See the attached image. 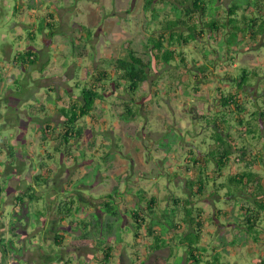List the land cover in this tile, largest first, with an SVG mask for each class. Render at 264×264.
I'll use <instances>...</instances> for the list:
<instances>
[{"label":"rangeland","instance_id":"374dc122","mask_svg":"<svg viewBox=\"0 0 264 264\" xmlns=\"http://www.w3.org/2000/svg\"><path fill=\"white\" fill-rule=\"evenodd\" d=\"M143 2L0 0V187L3 188L0 191V239L2 236L6 239L15 236L16 244L24 245L17 255L12 252L7 255L0 244V264H54V261L60 264L68 258H72L74 264H92L96 260L100 251L95 242L56 247L52 240L55 232L64 231L69 243L75 238L74 235L81 232L74 230L68 220L61 222L57 208L60 192L72 194V185H75L72 182L83 177L82 189H75L80 197L81 210L78 214L86 215L89 219H92L91 212L101 202L102 196L116 187L118 193L124 196L122 206L126 205L127 208L137 199L134 193L138 188H145L146 196L156 194L158 199L167 194L186 197L184 177L177 166L185 163L188 149L193 145L192 140L199 138L197 133L201 114L206 111L209 102L212 105L216 100L204 98L202 100L205 102L202 103L196 97L198 91H195L196 96L181 94V90L187 88L186 67L162 66L153 59L150 61L149 78L135 97L136 104L140 106L135 119L125 120L121 116L125 109L124 102L130 99L127 92L112 89L106 95L105 102L100 104L98 101L93 119L83 120L82 124L89 129V133L73 145L71 155L54 149L51 136H56V132L48 133L47 141H41L44 134L41 128L46 123L55 128L62 124L63 117L55 105H63V102H57L56 98L58 94H64V90L71 94L75 90L73 84L76 80L86 79L89 76L87 72L111 66V59L123 55L129 47L149 60L146 43L155 21L144 11ZM229 2L224 0L225 4ZM156 4L164 8L161 16L165 10H170L168 5H162L158 0ZM49 13H53L60 25L54 36L47 37L29 22ZM32 32L35 33V40L30 42L28 36L33 35ZM27 46L40 52L38 69H33L32 74L13 68L11 64L14 53ZM189 49L194 47L191 45ZM45 62L47 66L41 72L40 67ZM236 64L258 67L264 73V41L252 45L251 49L245 47ZM227 65V69H231L229 62ZM232 68L235 75L243 71L242 67ZM215 71L222 72L221 66L218 65ZM221 72L218 73L220 76ZM215 75L212 82L216 79ZM254 80L251 78L252 82ZM212 86L213 83L203 85L199 93L209 96ZM188 90L194 93L191 87ZM263 91L261 86L256 87L255 92ZM213 92L214 89L211 96H215ZM82 151L85 156H81ZM72 154H77V158ZM49 155L52 158H48ZM42 162L45 164L40 168ZM46 168L50 170V179L38 188V201L29 202L26 198L23 204L18 196L27 193L29 187L36 184V175L46 171ZM44 173L47 175V172ZM215 199L219 197L206 196L204 205L213 203ZM231 204L232 201L226 202V209L230 210ZM236 207L234 211L231 209L232 214L228 212L226 217L219 220L221 223L215 228L209 227L205 241L210 242L211 248L204 259L213 258L212 251L218 243L220 250L214 264H259L264 250V246L259 247L261 244L254 243L253 249L243 248L242 251L240 246L234 247L236 243L228 244L232 237L239 239L237 245L242 242L246 246V241L250 240L231 223ZM36 208H46L47 214L35 217ZM121 218V222L116 223L121 226L120 229L129 223L127 217ZM121 231L127 243L112 239L114 257L110 264H132L134 249L130 244L133 237L123 228ZM111 234L116 235L115 232ZM144 242L140 241L135 246L143 264L168 262L171 255L167 247L148 253ZM178 250L168 264L183 262V249Z\"/></svg>","mask_w":264,"mask_h":264},{"label":"trees","instance_id":"16d2710c","mask_svg":"<svg viewBox=\"0 0 264 264\" xmlns=\"http://www.w3.org/2000/svg\"><path fill=\"white\" fill-rule=\"evenodd\" d=\"M143 1L144 11L155 21L146 43L149 60L129 47L123 55L111 59V66L87 72L89 76L86 79L76 80L73 84L75 90L71 94L64 90V94H58L56 98L57 102H63V105H55L63 117L62 124L55 128L46 123L41 128L44 133L41 141H47V135L56 132V136H51L54 149L71 155L73 145L89 133V129L82 124L83 120L93 119L98 101L100 104L105 102L106 95L112 89L127 92L130 99L124 102L125 109L121 116L125 120L135 119L140 110L135 97L149 78L150 61L153 59L162 66L186 67L187 88L181 90V94L196 96L195 91H198L196 97L202 103L205 102L202 100L204 98L216 99L212 105L209 102L206 111L201 114L197 133L199 138L192 140L193 145L188 149L185 163L177 166L184 177L186 197L167 194L158 199L156 194L146 196L145 188H138L134 193L137 199L127 208L126 205L122 206L124 196L118 193L116 187L102 196L101 202L91 212L92 219H89L86 215L78 214L81 210L80 197L75 189H82L83 177L72 182H75L72 185L74 193L73 190L72 194L60 192L57 208L59 220H68L74 230L81 232L74 235L75 238L69 243L64 231L55 232L52 240L56 247L95 242L100 255L92 264H110L114 257L112 239L127 243L121 231L123 228L133 237L130 244L134 249L131 253L132 264L144 263L135 249L136 244L143 240L148 253L167 247L174 254L179 251L178 248H182L188 264H214L218 260V252L212 251L215 261L211 257L207 258L209 261L206 263L207 259H204L211 248L207 242H203L204 229L215 225L222 215H228V212L232 214L230 211H234L236 206V214L231 221L233 227L242 230L254 243H264V91L255 92L258 85L264 88V73L258 67L236 64L245 47L251 49L252 45L264 41V0H230L228 4L224 0H158L170 7L163 16L160 12L164 8L157 6V0ZM29 25L50 37L54 36L60 22L53 13H49L30 20ZM28 39L33 42L35 33L29 35ZM191 45L194 49L190 50ZM39 53L31 46L16 51L11 60L12 67L32 74L33 69H38ZM228 62L231 69H227ZM218 65L222 72L215 71ZM46 66V62L41 65V72ZM232 66L242 67L243 71L235 75ZM214 75L216 79L212 82ZM251 78L255 80L252 82ZM208 83L215 86L211 88L215 96H211L212 90L207 97L199 93L202 86ZM73 156L77 158L78 155ZM81 156H85L84 151ZM48 158H52V155ZM44 164L42 162L39 167L43 168ZM49 173V168H46V171L37 174L36 184L31 185L24 195H19L18 200L23 204L26 198L29 202H37V190L48 183ZM2 189L0 187V191ZM213 195L219 199L205 206L206 196ZM228 201L233 202L230 210L225 207ZM34 214L35 217L45 216L47 210L36 208ZM122 216L127 217L129 223L120 229L121 226L116 223L121 222ZM13 229L16 230V227ZM112 232L116 235L113 236ZM14 237L6 239L2 236L0 239L2 251L7 255L10 252L17 255L24 249V245L16 244ZM237 240L234 238L231 244ZM60 264L74 262L68 258Z\"/></svg>","mask_w":264,"mask_h":264},{"label":"crops","instance_id":"0c3cea01","mask_svg":"<svg viewBox=\"0 0 264 264\" xmlns=\"http://www.w3.org/2000/svg\"><path fill=\"white\" fill-rule=\"evenodd\" d=\"M210 212V211H209ZM227 216V215H226ZM226 216H224V215H222V218L221 219H223L224 217H226ZM218 221V222H217ZM217 221H216V224L215 225H213L214 226V228L216 227V225L220 222L218 219H217ZM221 223V222H220ZM209 227H211V226H208L207 228H205L204 229V239H203V242L205 243V242H207V241H205L206 240V237H207V235H206V233L207 232H209ZM206 236V237H205ZM264 236V235H263ZM234 238L232 237V239H231V242H232V240H233ZM264 240V239H263ZM213 241V239H211V242ZM239 240H237V242H238ZM249 241H252L251 239L250 240H248V241H246L247 242V245L245 246H243L242 244V242H239L238 243V245H237V242H236V244H235V246L234 247H236V246H240V251H242L243 250V248L245 249V248H251V249H253L254 247H255V244H254V242L253 243H250L249 244ZM231 242H228V244H231ZM220 243V242H219ZM207 244H209V246L211 245L210 244V242H207ZM43 245V244H42ZM42 245H40L41 246V249H42ZM217 245H218V243L214 246V247H217ZM232 245V244H231ZM262 245V246H261ZM261 245H259V247H263L264 246V243H261ZM218 249H216V248H214V249H216V250H214L213 249V252H219V247H217ZM52 250H53V248H52ZM263 250V249H262ZM43 251V253H44V250H42ZM235 251V250H234ZM170 253V252H169ZM170 259L173 257V255H175V253L174 254H171L170 253ZM261 257H260V261H259V264H262V261L264 260V257H263V255H264V250L261 252ZM53 256V255H52ZM49 257V256H48ZM47 257V258H48ZM54 257V256H53ZM53 257H52V259H53ZM184 258V260H183V262L181 263V264H188V262H187V260H186V257H183ZM145 259V258H144ZM169 259V260H170ZM255 259H258V258H255ZM141 260H143L142 259V257H141ZM169 260H168V262H169ZM54 261V260H53ZM48 262V261H47ZM52 262V261H51ZM57 261H54V264L56 263ZM168 262H166V264H168Z\"/></svg>","mask_w":264,"mask_h":264}]
</instances>
